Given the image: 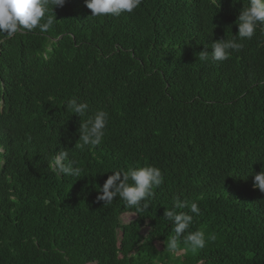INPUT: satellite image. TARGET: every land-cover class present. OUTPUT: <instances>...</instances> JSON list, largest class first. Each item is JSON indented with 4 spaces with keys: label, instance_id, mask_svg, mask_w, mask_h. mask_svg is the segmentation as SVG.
Instances as JSON below:
<instances>
[{
    "label": "trees",
    "instance_id": "trees-1",
    "mask_svg": "<svg viewBox=\"0 0 264 264\" xmlns=\"http://www.w3.org/2000/svg\"><path fill=\"white\" fill-rule=\"evenodd\" d=\"M247 4L142 0L91 17L85 0H66L47 32L0 34V264H264L252 175L264 168V26L234 37ZM234 38L244 47L227 60L199 58ZM73 98L88 104L83 117L67 108ZM97 110L109 113L102 143L76 147ZM61 148L79 177L47 166ZM146 165L164 177L147 211L97 200L111 171ZM174 197L189 214L198 203L184 235L203 228V249L183 236L167 249Z\"/></svg>",
    "mask_w": 264,
    "mask_h": 264
},
{
    "label": "clouds",
    "instance_id": "clouds-1",
    "mask_svg": "<svg viewBox=\"0 0 264 264\" xmlns=\"http://www.w3.org/2000/svg\"><path fill=\"white\" fill-rule=\"evenodd\" d=\"M66 0H0V34L9 38L23 31L31 32L37 28L47 32L55 23L54 8H62ZM86 7L91 10V17L112 15L119 17L122 13H132L138 8L142 0H85ZM50 13V14H48ZM48 14V15H46ZM240 40L252 39L258 28L264 26V0H248L243 6L236 21ZM244 45L234 39H220L213 41L211 52L201 51L199 58L206 60L211 55L214 61L227 60L232 52L240 51ZM207 49V48H206ZM51 102V98H49ZM67 108L79 117H83L88 110L87 103H80L75 98L66 102ZM109 121V113L97 110L86 121H81L79 140L76 147L88 146L90 149L99 146L105 137V130ZM58 176L79 177L82 168L75 159H69L68 149L61 148L51 158L47 165ZM108 175L102 187H99L98 201L111 204L119 197L129 209L134 208L135 214L147 211L150 201L154 197V189L163 182L164 177L160 168L153 165L130 167L127 171L113 170ZM253 187L264 192V168L258 173H252ZM131 181V183H129ZM45 204L49 203L47 200ZM187 201L179 197L173 198L171 209H165L164 217L174 225L175 235L167 239V249L175 252L178 249L180 238L183 236L188 249L195 252L206 245L205 230L197 228L185 232L193 224V216L200 215V208L196 201L190 205V213L178 211L188 207ZM131 215V216H133ZM129 221H132L130 217ZM215 239V236L209 237Z\"/></svg>",
    "mask_w": 264,
    "mask_h": 264
},
{
    "label": "rangeland",
    "instance_id": "rangeland-1",
    "mask_svg": "<svg viewBox=\"0 0 264 264\" xmlns=\"http://www.w3.org/2000/svg\"><path fill=\"white\" fill-rule=\"evenodd\" d=\"M134 217L133 216H131L130 217V219L132 220ZM127 220H128V217H127ZM182 253L180 252V253H178L177 255L179 256V255H181Z\"/></svg>",
    "mask_w": 264,
    "mask_h": 264
}]
</instances>
